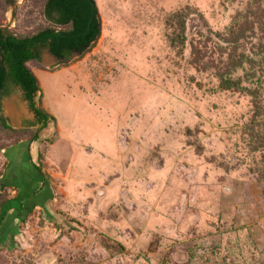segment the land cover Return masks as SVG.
Returning <instances> with one entry per match:
<instances>
[{
	"label": "rangeland",
	"instance_id": "1",
	"mask_svg": "<svg viewBox=\"0 0 264 264\" xmlns=\"http://www.w3.org/2000/svg\"><path fill=\"white\" fill-rule=\"evenodd\" d=\"M95 1L105 28L91 50L60 61L45 50L28 64L56 122L39 126L17 89L2 106L17 131L0 125L1 182L5 152L35 142L75 215L38 212L39 248L3 246L0 264H264V118L252 123V97L222 90L215 70L193 61L194 46L205 62L211 51L226 58L209 29L225 32L250 0ZM42 5L0 0V26L19 36L51 26ZM184 21L186 42L175 46ZM15 194L0 185V198Z\"/></svg>",
	"mask_w": 264,
	"mask_h": 264
},
{
	"label": "trees",
	"instance_id": "2",
	"mask_svg": "<svg viewBox=\"0 0 264 264\" xmlns=\"http://www.w3.org/2000/svg\"><path fill=\"white\" fill-rule=\"evenodd\" d=\"M260 2L261 0H250L248 8L234 17L225 32H214L209 29L218 39L219 52L226 56L225 59L221 58L217 62L211 51L210 61L205 62L208 52L204 53L200 48L193 47L194 63L205 71L214 69L222 90L246 93L252 97L255 107L252 123L257 122L258 117L264 118V103L260 91L261 77L264 73V11L261 10ZM42 8L46 20L55 25H63L62 29L51 24L32 35L19 36L7 32L0 26V125L12 132L17 129L9 125L7 117L3 114L2 102L19 88L25 93L24 98L29 102V108L35 114L38 125L47 127L56 122V118L43 106L40 82L28 65L31 61L40 60V55L33 50L49 47L57 58L67 59L73 51L84 54L91 50L103 30L95 0H43ZM54 12L61 14V18L58 19ZM176 16L183 21L182 14ZM179 30L177 36L173 38L172 43L175 46L184 45L186 42L185 21L180 23ZM248 44L252 46L247 50ZM239 70L243 71V76L236 77L235 74ZM254 82L258 84L254 88L245 84ZM38 93L37 101H33L35 94ZM250 129L252 137H260L254 126H250ZM24 143L21 141L16 146ZM8 154L9 152L5 155ZM31 159L30 157V161ZM32 164L38 170L36 174L42 184L50 185V176L44 171V166L37 162ZM14 200L0 198L1 225L7 218ZM23 209L18 208L20 212ZM24 216L21 221H26L28 214Z\"/></svg>",
	"mask_w": 264,
	"mask_h": 264
},
{
	"label": "crops",
	"instance_id": "3",
	"mask_svg": "<svg viewBox=\"0 0 264 264\" xmlns=\"http://www.w3.org/2000/svg\"><path fill=\"white\" fill-rule=\"evenodd\" d=\"M54 60L57 59L54 58ZM32 70L35 73V70ZM4 102L5 100L2 102L3 107ZM25 113L26 112L22 110V113H20L18 116L21 117L25 115ZM31 113L34 116L32 111ZM20 120L21 119H19V121ZM37 140H39L38 137H36V141ZM56 141L57 139L51 145H54ZM23 143L24 144L15 146V148H10L5 152H9V154L12 155L15 152V155L17 154L18 156L15 159V162H12L8 155L6 156L9 160L8 170L5 173L6 176H4L2 180L3 182L0 180V185L2 184V186H10L16 192L15 196L13 197L15 200L11 205L12 207L10 206L11 208L9 209L7 218H5L2 225L0 224V248L3 246H8L9 249H15L18 246L17 242H20L23 247H26L25 251L30 252L39 248L38 240L40 239H37V236L42 235L43 230H45V228L38 229L35 226V221L37 222L41 219L40 217H38V219L36 217L38 212L39 215L46 214L48 219L52 221L56 219L55 215L52 216L53 212L56 210L63 212H66L65 210H69L67 213H71L70 215L72 217L75 214L70 211L68 204H66V202L68 200L70 201L71 198L69 193H67L58 182L60 175L50 171L47 168L46 163V168L44 166V171L50 176V185L46 186L42 184L41 179L38 178V174L33 172L34 165L32 163L37 162V157L34 154L35 150L32 151L30 149L31 147L35 149V142L33 143V146H30V143L27 142V140L23 141ZM24 153L28 158L25 157ZM29 156L32 158L31 161ZM18 208L24 209L22 212H20ZM26 214H28L26 221H21V219L24 218V215ZM23 225L25 228L27 227V229L24 231H19L20 226ZM30 226H32V228H30ZM57 231L58 230L55 229L53 232L57 234ZM22 232L24 234H21ZM28 238H32L34 240V247L28 248V244L30 243Z\"/></svg>",
	"mask_w": 264,
	"mask_h": 264
},
{
	"label": "flooded vegetation",
	"instance_id": "4",
	"mask_svg": "<svg viewBox=\"0 0 264 264\" xmlns=\"http://www.w3.org/2000/svg\"><path fill=\"white\" fill-rule=\"evenodd\" d=\"M54 14H56V16H57V18L59 19V18H61V14H59V13H57V12H54ZM43 15H44V18L46 19V16H45V14H44V11H43ZM50 24H52V25H54V26H58L59 28H61L62 29V26L63 25H55V24H53L52 22H50V21H48ZM47 51L50 55H54V54H52V52H51V50H50V48L49 47H41V48H36V49H34L33 51L34 52H36L37 54H39L40 56H41V52L42 51ZM74 53H79V52H77V51H73L72 53H71V55L69 56V58H71L73 55H74ZM55 56V55H54ZM56 57V56H55ZM41 58V57H40ZM69 58H67V59H61V58H57L56 57V59L57 60H68ZM19 90L22 92V94H23V97H24V95H25V93L22 91V89L21 88H19ZM38 97H39V95H36L35 94V96H34V99H33V101H37V99H38ZM25 99V98H24ZM27 101V100H26ZM27 103L29 104V102L27 101ZM29 106V105H28ZM34 114V113H33ZM34 118H35V114H34Z\"/></svg>",
	"mask_w": 264,
	"mask_h": 264
},
{
	"label": "built area",
	"instance_id": "5",
	"mask_svg": "<svg viewBox=\"0 0 264 264\" xmlns=\"http://www.w3.org/2000/svg\"><path fill=\"white\" fill-rule=\"evenodd\" d=\"M55 264H87V263L84 260H72V261H69V262L58 261Z\"/></svg>",
	"mask_w": 264,
	"mask_h": 264
},
{
	"label": "bare ground",
	"instance_id": "6",
	"mask_svg": "<svg viewBox=\"0 0 264 264\" xmlns=\"http://www.w3.org/2000/svg\"><path fill=\"white\" fill-rule=\"evenodd\" d=\"M103 28H105V27H104V24H103ZM102 32H103V30H102ZM9 111H10L11 115H12L13 117H15V116H14V115H15V114H14V110L12 109V110H9Z\"/></svg>",
	"mask_w": 264,
	"mask_h": 264
},
{
	"label": "water",
	"instance_id": "7",
	"mask_svg": "<svg viewBox=\"0 0 264 264\" xmlns=\"http://www.w3.org/2000/svg\"><path fill=\"white\" fill-rule=\"evenodd\" d=\"M47 51H48V50H47ZM74 55H78V56H80L81 53H74ZM74 55H73V56H74ZM53 57L56 58L54 55H53Z\"/></svg>",
	"mask_w": 264,
	"mask_h": 264
}]
</instances>
